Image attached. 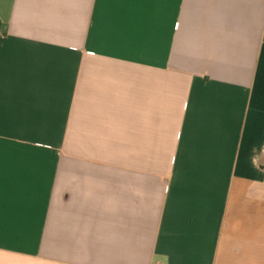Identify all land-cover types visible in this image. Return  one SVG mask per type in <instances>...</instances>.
<instances>
[{
  "label": "crops",
  "instance_id": "0c3cea01",
  "mask_svg": "<svg viewBox=\"0 0 264 264\" xmlns=\"http://www.w3.org/2000/svg\"><path fill=\"white\" fill-rule=\"evenodd\" d=\"M0 264H264V0H0Z\"/></svg>",
  "mask_w": 264,
  "mask_h": 264
}]
</instances>
